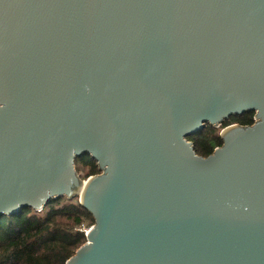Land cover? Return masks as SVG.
<instances>
[{
  "label": "water",
  "instance_id": "water-1",
  "mask_svg": "<svg viewBox=\"0 0 264 264\" xmlns=\"http://www.w3.org/2000/svg\"><path fill=\"white\" fill-rule=\"evenodd\" d=\"M62 197L65 264H264V0H0V219Z\"/></svg>",
  "mask_w": 264,
  "mask_h": 264
},
{
  "label": "trees",
  "instance_id": "trees-1",
  "mask_svg": "<svg viewBox=\"0 0 264 264\" xmlns=\"http://www.w3.org/2000/svg\"><path fill=\"white\" fill-rule=\"evenodd\" d=\"M253 123V112L233 116L220 127L206 126L187 140L198 156L206 158L222 146L221 129ZM74 164L81 180L101 173L88 155L77 158ZM93 225V217L78 203L77 197L51 200L40 212L26 209L19 215L3 217L0 219V264H65L85 244V231Z\"/></svg>",
  "mask_w": 264,
  "mask_h": 264
},
{
  "label": "rangeland",
  "instance_id": "rangeland-1",
  "mask_svg": "<svg viewBox=\"0 0 264 264\" xmlns=\"http://www.w3.org/2000/svg\"><path fill=\"white\" fill-rule=\"evenodd\" d=\"M218 128V127H217ZM222 130V129H221ZM82 181H84V180H82ZM87 231V230H86Z\"/></svg>",
  "mask_w": 264,
  "mask_h": 264
},
{
  "label": "built area",
  "instance_id": "built-area-1",
  "mask_svg": "<svg viewBox=\"0 0 264 264\" xmlns=\"http://www.w3.org/2000/svg\"><path fill=\"white\" fill-rule=\"evenodd\" d=\"M85 233H86V231H85Z\"/></svg>",
  "mask_w": 264,
  "mask_h": 264
}]
</instances>
